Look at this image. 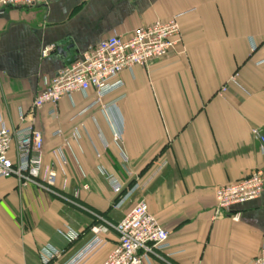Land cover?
Segmentation results:
<instances>
[{
    "label": "crops",
    "instance_id": "crops-1",
    "mask_svg": "<svg viewBox=\"0 0 264 264\" xmlns=\"http://www.w3.org/2000/svg\"><path fill=\"white\" fill-rule=\"evenodd\" d=\"M175 16L180 45L124 71L123 87L104 99L113 103L107 112L94 105L95 91L61 100L57 116L49 106L36 112L43 170L57 171L56 186L0 180V264H64L142 200L173 249L145 264L254 263L264 193L236 205L233 221L216 214V190L264 167L252 135L264 129V0H51L8 8L0 14V119L12 130L27 127L21 114L67 66L52 55L57 47L77 60L112 35L129 37ZM45 48L53 49L47 58ZM10 157L16 160L15 142ZM113 183L122 196L133 190L121 209ZM117 244L111 229L78 264H103ZM47 247L60 256L46 263Z\"/></svg>",
    "mask_w": 264,
    "mask_h": 264
},
{
    "label": "built area",
    "instance_id": "built-area-1",
    "mask_svg": "<svg viewBox=\"0 0 264 264\" xmlns=\"http://www.w3.org/2000/svg\"><path fill=\"white\" fill-rule=\"evenodd\" d=\"M50 1L0 0V14L8 8L47 5ZM180 37L178 16H175L167 22H156L151 26L139 28L129 37L112 35L100 41L72 64L60 69L53 79L45 82L44 89L34 99L30 110L21 114V122L27 127L12 130L0 119V180L16 178L22 187L32 183L53 192L57 171L43 170L44 137L42 132L33 126L36 112L49 106L50 115L57 116L61 100L72 98L75 93L88 95L91 91H95L97 95L94 105H99L102 111L107 112L113 103H105L104 99L123 87L120 75L126 70L137 66L144 67L154 60L167 57L180 45ZM52 50L45 48L42 57L47 58ZM61 135V131L55 133V136ZM252 135L259 142L260 151L264 156V129L255 127ZM74 138H79L76 130ZM113 140L120 146L122 134L116 131ZM13 142L16 144V160L10 157ZM123 158L125 162L128 161L124 153ZM112 190L119 199L114 208H123L133 190L122 196L123 188L118 183H113ZM263 193L264 167L245 179L219 187L216 190V214L219 217L226 215L233 221H238L239 214L232 215V209L236 205L258 199ZM111 229L118 235V244L103 264H145L151 255H172L170 232L160 225L147 203L142 200L116 225L109 224L97 229L88 245L64 264H78L100 244ZM75 237L74 235L72 240H75ZM44 253L46 263L60 256L57 250L49 247ZM253 264H264V237Z\"/></svg>",
    "mask_w": 264,
    "mask_h": 264
},
{
    "label": "water",
    "instance_id": "water-1",
    "mask_svg": "<svg viewBox=\"0 0 264 264\" xmlns=\"http://www.w3.org/2000/svg\"><path fill=\"white\" fill-rule=\"evenodd\" d=\"M69 51H70L69 48L63 49L61 47H57L55 51L52 53V55L56 56V59L65 61L67 65H70L74 62L75 59L74 58L68 59Z\"/></svg>",
    "mask_w": 264,
    "mask_h": 264
}]
</instances>
